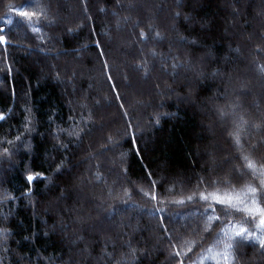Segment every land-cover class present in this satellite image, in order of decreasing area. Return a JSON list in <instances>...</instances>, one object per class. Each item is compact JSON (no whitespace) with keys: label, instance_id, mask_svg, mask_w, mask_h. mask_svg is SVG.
I'll use <instances>...</instances> for the list:
<instances>
[{"label":"trees","instance_id":"trees-1","mask_svg":"<svg viewBox=\"0 0 264 264\" xmlns=\"http://www.w3.org/2000/svg\"><path fill=\"white\" fill-rule=\"evenodd\" d=\"M143 1L120 0L123 5L120 7L116 0H0V29H3L0 35L9 40L8 44L0 45V111L5 115V119L0 120V229L8 230L7 233L0 232V264H100L96 259L101 250L97 237L87 238L91 255L83 252L84 243H72L78 234V226L73 222L75 213L69 216L61 210L63 205L57 207L55 196L59 188L53 181L65 187L68 180L82 179L80 187L84 196L98 198L96 202L102 201L103 208L116 204L115 214L105 220L104 212L94 203L81 200L84 213L94 219L99 217L106 230L120 221L132 225L131 229H124V232H131V245L137 249L139 258L131 264H176L170 257L169 241L157 224L159 217L165 214L174 218L176 223L170 228L179 229L182 246L194 239L199 241V247L190 254L195 264H217L219 257H213L222 247L217 243L224 238L221 228L230 232L232 224L253 227L258 223V218L253 221L245 218L244 213H236L231 223L226 221L216 225L212 234H203L205 239L201 241L200 235L189 234L181 227L182 224L195 226V218L189 215L195 209L170 205L168 201L192 194L196 184L193 173L208 175L201 171L209 162L206 153L215 157L214 164H210L215 169L211 173L213 178L226 179L236 190L249 183L258 186L259 176L253 178L247 171L242 175L233 171V164H240V161L224 163V157L232 152L224 132L231 121L221 120L216 109L226 104L229 97L234 98L233 80L229 83L219 78L213 80L208 73L219 65L199 60L203 50L192 55L193 65H199L205 73V90L198 96L194 92L193 103L183 98L188 89L180 85L194 79L195 71L187 67L173 70L172 64L183 63L185 55L192 52L187 43L180 41V36L189 40L199 36L202 43L210 46L215 40L214 47L229 58L227 62L229 68L235 70L234 77L242 78L247 86V94L240 96L245 119L256 123L264 121V76L255 68L256 63L264 66V0H202L194 20L206 19L212 27L211 33H200L198 26L194 30V21L184 19L190 12L191 0H157L151 14L147 0L141 3ZM129 4L134 7L129 8ZM12 8L44 10L46 19H34L29 26L11 11ZM234 8L240 10L239 17L234 15ZM176 12L181 15L171 16L170 13ZM9 19L11 24L7 22ZM171 20L173 28L166 26H170ZM148 24L153 25L151 32ZM32 28H40V32L35 33ZM121 29L131 43L121 40L123 62L116 54L118 63H108L110 72L114 67L120 78V82L115 76L113 79L124 103L126 98L122 94L121 81L141 76L146 79L143 82H147L144 85L146 94L137 101L130 100L128 108L125 103L124 109H119V102L114 100L106 79L109 70L102 68L101 58H97L98 49L93 43L100 40L105 52L112 51L107 36L113 34L116 38L115 31ZM141 29L149 34L146 44L134 43ZM93 30L95 34H92ZM156 31L163 39L154 38ZM226 35L231 36V40H222ZM229 45L232 49L239 48V52L229 51ZM153 51L156 55H152ZM174 56L178 61L172 59ZM145 60L147 69L136 67ZM165 64L166 71L161 67ZM221 93L223 98H218ZM111 107L115 113L109 111L106 114ZM124 111L128 112L127 117L123 115ZM157 114H160L158 124ZM214 115L217 122L213 124L207 116ZM128 123L132 127L125 135ZM25 124L33 131H26ZM81 128L91 131L78 140ZM132 133L141 149L139 155L133 149ZM109 135L114 143L108 145V151H98ZM17 136H20L19 140ZM251 138L253 143L264 138V131L253 129ZM61 144L68 146L67 151L60 147ZM5 147L10 150L8 156L2 154ZM261 156H264V147L253 158ZM62 160V170L54 171ZM165 162L167 170L160 167ZM30 172H43L44 176L29 184L26 176ZM149 172L153 173L150 178ZM97 173L100 175L98 180L95 178ZM162 178L167 191L159 187ZM150 179L156 181L155 189L151 188ZM29 187L31 192L27 191ZM125 188L129 189L130 199L124 196ZM140 189L149 193L155 191L160 203L144 196ZM225 190L226 186L221 185V194ZM115 197L132 202L129 204L136 205L141 211L120 205ZM156 208H163L164 212H157ZM178 215L184 218L182 222ZM62 224L68 226L69 237L63 241ZM117 231L119 228L113 227L109 234L115 236ZM170 234L177 236L176 231ZM124 239L128 240L129 236L125 235ZM93 240L96 241L94 245L91 244ZM245 244L240 248L239 264H256L252 257L255 251L261 253L259 244L253 241ZM106 250L111 252V245ZM178 250L182 247L178 246ZM121 253L130 260L129 249L121 247L117 241L116 259ZM261 256L263 260L259 264H264V255Z\"/></svg>","mask_w":264,"mask_h":264},{"label":"snow or ice","instance_id":"snow-or-ice-1","mask_svg":"<svg viewBox=\"0 0 264 264\" xmlns=\"http://www.w3.org/2000/svg\"><path fill=\"white\" fill-rule=\"evenodd\" d=\"M202 0H191V9L188 15L184 17L186 21L193 20V29L195 30L198 26L200 33H211L212 27L210 23L201 18L200 20H194V14L197 8L200 6ZM238 2V0H237ZM117 6L123 7L120 4V0H116ZM35 6V5H34ZM129 8L134 7L133 4L128 5ZM101 11L104 9L101 8ZM12 12L16 13L19 17L23 18L26 23L31 26L34 19L44 18L46 19V12L44 10L41 11H27L21 8H12ZM84 11L87 12V7L85 6ZM234 15L239 17L241 12L239 9H233ZM181 14L179 12L174 13L175 17H179ZM87 19L91 20V16H87ZM128 17H125L127 20ZM9 24L12 23V20L9 19L7 21ZM244 24L247 25L248 21L245 20ZM148 29L151 32L153 25L148 24ZM35 33L40 32V28H32L31 29ZM3 31V29H0ZM69 32L73 31V29H68ZM95 34V30L93 33ZM148 33L141 29L138 33V40L134 41V43H141L144 42L148 38ZM154 38L163 39L161 33L156 31L154 34ZM180 41L183 43H187L189 47L192 49L191 53H187L185 55V59L183 63H173L172 68L173 70L177 69L178 67H187L195 71V78L189 80L186 83H182L180 85L181 88H187L188 93L183 97L185 99L192 100L193 99V92L199 95L200 91L205 90V73L199 65H193L191 60V56L199 53L203 50V55L200 56V60H209L212 63L219 65L218 67L211 68V71L208 73V76L213 80L219 78L225 83H229L234 79V69L229 68L228 64V57L222 56L220 54V50L216 49L214 46L216 41L213 40L212 46L208 45L206 42L202 43L201 38L199 36L193 37L191 40L188 39L186 36H180ZM207 39V37L205 38ZM222 40H231V36H225ZM9 43L8 38L5 35H0V45H6ZM95 47L98 49L97 58H104L101 60L102 68L108 69L109 74L107 75L106 79L109 83L110 91L114 93V100L118 101V108L124 109L125 103L124 98L118 91V84L114 81L113 76L110 72V65L105 53V48L102 45L100 40L93 41ZM86 46V45H85ZM229 51H236L239 52V48L232 49L229 45ZM264 51V50H262ZM141 52L143 50L141 49ZM152 55H156L153 51ZM173 60L178 61V57H172ZM147 60L144 61L143 64L137 63L136 67H144L147 69ZM161 67L166 71L167 65H161ZM259 72L262 76H264V66L259 67ZM8 71L11 72V67L8 68ZM238 78V77H236ZM126 79V77H125ZM159 87V85H157ZM171 90V86H168ZM246 85L242 82L240 86L236 89H233L234 98L230 101L226 106H219L216 111L221 120L230 119L231 125L230 127H225L224 132L226 133V139H228L230 146L232 148V152L224 157V163H228L230 161H240V164H233V171L240 173L241 175L244 171H247L253 178L259 176L258 186H252L250 183L247 184L243 189L236 190L234 185H231L229 181L226 179H217L213 178L211 173L215 170L210 164H214L215 157L212 153H206L209 156V162L206 163L205 167L201 169L202 172L208 173L207 176L200 175L199 173H193L195 176L196 184L195 190L192 194L184 196L177 200L168 201L170 205H181L185 206L186 208H194L195 211H190L189 215L194 217L196 220L195 226L192 224H185L181 227L184 228L185 232L189 234L200 235V240L202 241L205 239L203 234H212V229L219 224H225L227 221L231 223V218L236 213H244L245 218H250L251 220H256L258 218V223H255L253 227H247L243 224H232L231 231L225 230V228H221L220 232L223 233V239L217 241L220 245H222L220 251L216 253V257H219L217 264H239L238 255L240 254V248L246 246L245 242L253 241L259 244V249L261 250V254L264 255V156H261L259 159H254V154L259 152L262 147H264V138L256 140V142H252L251 138V131L253 129L257 131H264V121L261 123H256L254 121H250L245 119L243 114V106L240 102V96L247 94L245 89ZM227 92V89H225ZM224 94L221 93L218 98H223ZM71 103V102H70ZM123 115L125 117L128 116V112L124 111ZM157 114L156 123H159ZM163 115H169L168 113H164ZM5 115L2 111H0V120H4ZM51 119V118H50ZM69 119H74V117H69ZM91 119V117H89ZM25 130L28 132L33 131L32 128H29L27 124L24 125ZM131 123L126 125L125 135H128L127 129L131 128ZM60 131H65L64 129H60ZM91 129L89 128H81L80 134H78L77 139H82L83 135H87ZM71 135V133H69ZM132 145L135 151V154L139 155L141 149L139 148L136 142L135 133H132ZM17 140L20 139V136L16 137ZM9 144H12V141H8ZM70 143H74V141H70ZM110 143H114L113 137L111 135L106 137V143L101 144L98 151H108V145ZM61 148L67 151L68 146L65 144L60 145ZM147 148V145L145 146ZM4 156L10 155V150L8 147L3 148ZM63 167V160L60 164L56 166L54 171L60 172ZM98 167V166H97ZM162 169L167 170V163L165 162L160 166ZM124 172L127 169H123ZM153 173L149 172L148 177L150 178ZM44 173H28L26 176V180L31 184L34 180L38 177H43ZM95 178L98 180L100 179V175L97 173ZM79 178H73L67 181V186L61 187L59 184H56L55 181L52 183L56 188H59V193L55 196V203L59 208L63 205L61 209L64 214L73 216L74 215V223L78 226V234H76V240H73L72 243L76 241H80L84 243L83 252L91 255L89 251V242L87 238L92 236L97 237V239L101 243V250L99 256L96 258L100 261V264H131L132 261H138L137 256V249L132 247L131 245V232H124L125 228H132L131 224H124L123 221H120L117 225H109V228L106 230L104 228V222L99 220V217L95 219L87 213H84L83 204L81 203L82 199L88 200L91 203L95 204V207L98 210L104 212L105 220H110L111 217L117 211L116 204H109L107 208H103V202L97 203L96 201L98 198H93L90 196H84L83 191L80 185L83 183L82 179H79V183H76V180ZM191 179V177L189 178ZM131 183V182H129ZM150 185L152 189L157 187V183L155 180L150 179ZM225 185L226 190L221 194L220 186ZM159 187L167 191L164 188V179L162 178L160 181ZM203 188V190H201ZM28 192L32 191V188L27 189ZM109 194H111L112 189L109 188ZM144 196L149 197L150 200L156 201L160 203L158 200L157 193L155 191L144 192L143 189H140ZM124 196L130 199L129 189H124ZM117 203L120 205H126L128 203L127 200L121 197L114 198ZM69 202H71L69 204ZM31 203V202H30ZM79 205V207H77ZM219 208V211H217ZM157 212H164L163 208H156ZM167 220V223L165 221ZM202 222V223H201ZM175 220L172 216L167 214L162 215L158 219V227L161 229L164 236L167 237L169 241V246L171 248L170 257L172 260L176 262V264H195V261L191 259L190 254L194 252L196 247H199V241L191 240L187 242V246H182L180 244L179 239V229L177 228H170V226L175 225ZM67 225L62 224L61 230L65 233L64 236L61 237V240L69 239L67 235ZM113 227H118L119 231L115 233V236L109 234ZM7 229H0V232L7 233ZM171 231H176L177 236H173L170 234ZM47 235V233H45ZM128 235L129 239L125 240L124 236ZM28 237H24L27 239ZM5 241L7 239L6 235L4 237ZM175 240V242H173ZM117 241L120 242L121 247H127L130 253V260L127 255L124 253L120 254V258L116 259V245ZM96 243L95 240L91 241V244L94 245ZM111 245L112 251L108 252L106 249ZM178 246L182 247V250H178ZM211 249H209L210 251ZM145 254H147L145 252Z\"/></svg>","mask_w":264,"mask_h":264},{"label":"rangeland","instance_id":"rangeland-1","mask_svg":"<svg viewBox=\"0 0 264 264\" xmlns=\"http://www.w3.org/2000/svg\"><path fill=\"white\" fill-rule=\"evenodd\" d=\"M139 1H142V0H139ZM145 1V0H144ZM144 1L143 2H141V3H144ZM157 0H147V3L149 4V6H148V4H146L147 6H148V11L150 12L152 9H153V7H154V4H155V2H156ZM172 12V11H171ZM150 14H151V12H150ZM171 14V16H174V14L173 13H170ZM116 19H117V21L119 22V17L117 16L116 17ZM161 20V19H160ZM172 22H173V20H171L170 21V26L169 25H166L167 27H169V28H173L172 27ZM119 24V23H118ZM233 25H235V24H233ZM116 32V38H115V36L112 34V36L111 35H108L107 36V42H108V44H110V45H112V47H113V50L112 51H110V50H108V52H105L106 53V57L105 58H107V60H108V62L110 61V62H115V63H118L117 62V60L115 59V56H116V54L117 55H119L120 57H119V59L121 60V62H123V60H124V54H122V52H121V46L123 45L122 44V41L121 40H123L124 39V41L126 42L129 38H127V36H126V32H124V30L123 29H121V30H117V31H115ZM114 33V32H113ZM125 33V34H124ZM242 40H243V36H242V38H241ZM148 40H149V38H147L144 42H145V44H146V41H147V43H148ZM113 43V44H112ZM128 43H131L130 42V40H128ZM21 45V44H20ZM128 45H130V44H128ZM21 47H23L22 45H21ZM43 54H44V52L43 51H41ZM117 57V56H116ZM118 58V57H117ZM103 58H101V60H102ZM200 60V59H199ZM254 65V64H253ZM248 67H249V69H250V67H251V65H250V62H249V65H248ZM259 64L258 63H256L255 64V68H256V72L258 73V74H260V72H259ZM111 72H112V76H113V78H114V76H115V78H117L118 80H119V82H120V78H119V76L117 75V72H116V69L114 68V67H112L111 68ZM106 75V74H105ZM137 78V77H136ZM131 79V80H130ZM130 79H128V81H121V83H122V94L123 95H125L124 97L126 98V107L128 108V106L129 105H131L130 103L131 102H133V101H137V99H138V97H140V96H142V94L144 95V94H146V88L144 87V85L145 84H147V82H143V81H145L146 79H143L141 76H140V78H137V79H135L134 77L132 78V77H130ZM148 81V80H147ZM128 82V84L127 85H124L125 83H127ZM142 82V83H141ZM243 81H242V78H240L239 80H237V78L236 77H234V79H233V82H232V85L234 86V88L236 89V88H238L239 86H240V84L242 83ZM1 83V82H0ZM126 86V87H125ZM145 92V93H144ZM188 93V92H187ZM186 93V94H187ZM186 94H184V96L186 95ZM193 96H194V92H193ZM130 100H131V102H130ZM189 100V99H188ZM233 100V97H229V100H228V102H226V104H224V105H222V106H226L230 101H232ZM103 103V102H102ZM105 106V104L103 103V107ZM102 107V108H103ZM106 108V107H105ZM114 108L113 107H111V110L110 109H107V111H106V114L109 112V111H111V113H115L114 112ZM122 112V111H121ZM208 117V120L210 121V122H217V119H216V117H215V115L213 116V117H211V116H207ZM214 124V123H213ZM100 162H103L102 161V158L100 157ZM95 182V181H94ZM97 190H99V187H97ZM129 203H132V202H128L127 204H129ZM124 205L125 207H128V208H132V209H136L137 211H141V209L140 208H138L136 205L135 206H133L134 204H129V205ZM178 220L180 221V222H182L183 220H184V218L183 217H181V215H178ZM183 219V220H182ZM183 225V224H182ZM254 254L255 255H253L254 257H252V260H253V262L254 263H256V264H259V263H261V261L263 260V257L261 256L262 254L260 253V252H257V251H255L254 252Z\"/></svg>","mask_w":264,"mask_h":264}]
</instances>
